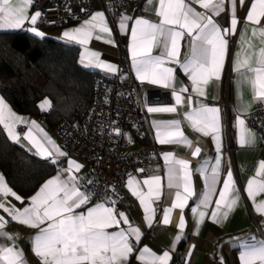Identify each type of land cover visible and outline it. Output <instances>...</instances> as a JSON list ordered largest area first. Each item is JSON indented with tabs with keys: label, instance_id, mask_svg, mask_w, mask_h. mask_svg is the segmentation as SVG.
<instances>
[{
	"label": "snow or ice",
	"instance_id": "6c2138e0",
	"mask_svg": "<svg viewBox=\"0 0 264 264\" xmlns=\"http://www.w3.org/2000/svg\"><path fill=\"white\" fill-rule=\"evenodd\" d=\"M33 2L34 0H0V30L18 29L27 22L33 26L28 28V31L43 38L45 34L34 27L41 17V12L35 11L34 14L29 15ZM154 3L157 5L154 14L158 19L137 17L129 29V22L133 21V17L122 14L119 18V30L122 34L130 36L131 66L136 79L141 83L147 81L169 88L175 98V105L147 106V111L175 113L177 106L187 103L190 110L184 113V119L188 125L204 136L213 137L218 155L214 163L205 160L199 168L205 188L199 203L191 211L197 225H202L206 217L212 223L222 225L238 206L240 195L231 167L225 170L222 163L221 110L203 101H197L198 107L191 105L194 95L206 97V86L210 82L221 80L228 54V37L237 34L238 25L243 26V32L239 37L241 43L247 44L248 48L254 47L251 39H245L248 23L254 25L251 28V37L259 38L258 53H253L258 55L259 66L248 67L247 70L255 74L249 82L254 100L264 103V24L261 23L264 19V0H252L243 23L237 16V6L239 4L242 7L244 0H228L230 22L228 26L223 27L215 17L225 11V0H147V5ZM195 5L204 11H198ZM186 36L189 38V51L181 61L182 41ZM62 38L67 42L85 46V53L81 57V62L85 66L101 68L111 74L118 73L117 66L101 60L100 53L90 51L86 47L93 39L115 45L112 29L103 11L91 14L90 18L79 27L65 31ZM154 48H159L158 55H153ZM240 56V52L234 53L233 70L237 73L241 68L249 65L250 57L241 60ZM170 64L178 65L188 77L191 81V92L188 86L176 87V69L167 66ZM185 93H188L186 97ZM39 107L46 111L51 109L52 103L45 99ZM242 109H244L243 105ZM19 123L30 125L24 139L36 149L37 155L50 159L53 164L58 163L59 158L67 157V153L56 145L36 121H26L9 107L3 97H0V125L17 143L20 141V136L15 129ZM237 124L239 145L255 146L256 134L246 126L245 119L238 117ZM152 125L158 143L184 145L190 149L192 156L200 154L201 148L194 146L193 141L185 135L181 121H153ZM113 132L116 135L122 134L119 128H114ZM162 156L166 169L168 195L174 197L171 206L163 210L162 223L169 224L173 209L178 208L181 210L178 228L183 232L186 226L183 210L187 207L189 199L196 195L192 179L195 170L192 169L189 159L177 157L172 152H165ZM82 167L83 165L77 161L69 159L67 167L61 168L56 176L48 179L30 198L28 206L22 210L14 205L8 206L6 198L9 196L21 203L24 201L0 175V209H3L12 221L39 230L33 238L32 251L41 264H129V258L136 252V245L140 243L143 233L138 226L132 225L124 212L115 207L117 201L107 196L104 197L103 202L88 207L86 211L77 212V209H83L92 200V193L81 190V178L74 174ZM138 171L144 172V169ZM222 171L225 178L221 184ZM262 177H264V161L258 163L255 175L246 182L245 192L252 201L255 211L264 216V200L259 202L256 200L257 195L264 193ZM164 179L154 174L141 181L129 174L126 181L125 186L142 206L144 219L149 227L156 216L153 202L158 201L163 194ZM88 183L93 182L88 181ZM141 185L146 186V192ZM210 207L213 211L209 214L207 209ZM7 223L8 220L0 216V236L12 241L11 246H0V264H28L23 250L15 243L18 237L4 231ZM109 229L116 230L109 231ZM175 239L179 242L182 236L177 235ZM240 247L241 264H264V242L241 243ZM137 259L141 264H169L171 255L169 251L157 255L144 247L139 250ZM220 264H224L223 258Z\"/></svg>",
	"mask_w": 264,
	"mask_h": 264
},
{
	"label": "crops",
	"instance_id": "0c3cea01",
	"mask_svg": "<svg viewBox=\"0 0 264 264\" xmlns=\"http://www.w3.org/2000/svg\"><path fill=\"white\" fill-rule=\"evenodd\" d=\"M251 2L252 0H244V4L242 7L239 4L237 6V16L242 21V23L244 21V17L250 7ZM156 6L157 5L155 3L153 5H147L146 0L140 11H137L136 9H131L125 12L123 15L133 17V21L129 22V29L132 27L134 19L137 17H145L151 20L158 19L154 14ZM195 7H197L198 11H204L203 9H200L198 5H195ZM97 11H103L105 13L109 26L112 29V38L115 41V45L105 43L103 40L93 39L86 47L90 51L100 53L101 60L107 63H111L117 66V68H119L121 56L125 55L129 62L133 76L136 79L135 72L131 66L132 62L129 51L130 36L122 34L120 32L119 21L112 22L108 13L105 10L97 9L95 12ZM31 12L32 6L29 9V15L32 14ZM89 18L90 16L86 19ZM215 19L222 27L229 25L230 12L228 0H225V11L221 13L220 16L215 17ZM85 20L72 23L65 27H55L48 31L42 27L43 24H41L38 19L37 24L34 27H36L37 30L45 34L43 38L38 37L34 33L28 31V28L33 26L27 22L21 28L0 30V33L28 32L29 34L39 39L49 37L54 40L67 42L65 39L62 38L63 33L75 27H79ZM261 23L264 24V19H262ZM252 27H254V25H252L251 23L247 24L248 32L245 34V39H251V42L254 47L248 48L247 44L241 43L239 37L243 32V26L242 24L238 25L237 34L229 36L228 38V54L222 72L221 80L219 82H210L206 86V97H197L194 95L193 102L191 105V107H198L197 101H203L209 106L218 107L221 110L220 118L223 156L222 163L225 170L227 169V167H231L234 177L236 178V183L240 195V201L238 206L234 209L233 212L230 213L228 219L224 221L222 225L212 223L207 217L205 218V222L202 225L196 224V220L191 209L197 206L205 188L204 178L199 174V168L202 166V162L205 160H211L213 163L215 162V158L218 155L216 152L215 141L211 135L204 136L202 133L194 131L188 125V122L184 119V113L190 110L187 103L181 106H177V111L175 113H149L147 111L148 128L151 131L153 142L145 135V137H141L138 139V142L133 147V149L135 150L143 147L149 148V150L151 151L153 165L147 177H150L154 174L160 175L161 177L165 178L164 180H162V184L165 186L162 190L163 194L161 195L160 199L158 201L153 202V208L156 209V216L152 222L151 227H149L147 222L145 221V213L143 211V208L135 197H133L136 206L134 210L121 211L115 205V207L119 211L124 212L129 217L132 225L138 226L141 232L143 233L140 243L136 245V252L129 258V264H141V262L137 259V256L139 250H142V248L144 247L149 248L157 255H162L164 251H169L171 255V260L169 264H173V262H176V264H220L221 258H223L224 264H241V261L239 259L240 252L242 251L240 247L241 243L259 244L260 242H264V216H261L255 211L252 201L249 200L245 192L246 182L249 178L255 175V172L258 168V163L260 161H264V147H262L260 137L256 132L255 134L257 138V143L255 144V146L241 147L238 143V117L245 119L246 126L250 128L247 124L248 115H250L254 111L255 105L257 103H261L264 105V103L254 100L253 98V90L249 79L253 78L255 74L247 70L248 67L259 66L257 64L258 55L253 54L254 52L258 53L259 38L251 37ZM188 41L189 38L187 36L185 37L184 41H182V47L180 52L181 61H183L186 55L188 54ZM68 43H72L79 46V65L83 69L95 72L96 74H103L107 76L114 75L104 71L101 68L85 66V64L81 62V57L85 53V46L79 45L75 42ZM159 51V48H154L153 55H158ZM236 52L241 53V60L245 59L246 57H250L249 65L247 67L241 68L239 73L233 70L234 53ZM167 66L174 67L176 69V87L179 88L181 85L188 86L189 92H191V81L188 79L187 76L183 74L179 66L175 64H170ZM136 81L139 84L141 95L146 101L147 106L175 105V98L172 95L171 89L151 84L147 81H145L144 83H141L137 79ZM184 95L186 97L188 93H185ZM0 97H2L1 94ZM242 105L244 106V109H242ZM9 107L17 115L23 117L26 121H36L37 124H39L40 127L43 129V131L47 133L53 141H55L56 145L59 146L61 150L65 151L62 140L60 136L56 133V127L52 128L50 125H48L46 119L42 121L40 117L25 116L16 112L10 105ZM51 109L46 110V112H50ZM169 120L181 121V128L184 131L185 135L188 137V139L193 141L194 146H199L201 148V152L198 156H192L190 154V149L187 146L173 144L162 145L157 142L155 138V129L153 128L152 122ZM18 127L24 128L23 133L17 131ZM29 127L30 125L26 123H19L16 125L15 130L20 136L19 143L13 141L8 136L7 132H5L12 142L24 147L29 152L42 158L41 156L36 154V149L32 147L29 141L24 139V136L28 132ZM165 152H172L177 157L189 159L191 161L192 169L195 170L192 179L194 182V191L196 195L189 199L187 207H185V209L183 210V215L186 221V226L183 232H180L178 228L179 218L181 215V210L178 208L173 209L169 224L165 225L162 223L163 210L166 207H170L171 202L174 199V197H169V190L166 188V169L162 156V154ZM69 159L75 160L81 165H83L79 172H75L74 174L81 178V190L89 191L86 186V182L90 176L89 166H87L79 159L69 157L68 155L67 157L59 158L58 163L55 164L57 166L56 172L50 178L56 176L61 168L67 167V161ZM46 160H49L51 162L50 159ZM61 162H65V164L59 165V163ZM209 167H211V165ZM0 175L4 177V180L7 185L11 187L1 171ZM132 176L136 177L141 181L144 179H141L136 175ZM224 178L225 177L222 171L220 177L221 184ZM45 182H43V184ZM141 186L146 192V186ZM172 191L174 192L175 190ZM32 196L28 198H24L21 196L24 201L23 203L15 200V198L11 196L7 197L6 199L8 201V206L14 205L17 209L22 210L24 207L28 206L30 198ZM256 200L257 202L264 200V193H260L259 195H257ZM96 203H98V201L94 200V198L92 197L90 204L85 205L83 209H77V212L86 211L88 207L94 206ZM214 203L215 197L213 198V204ZM207 211L210 214L213 211V208L210 207L209 209H207ZM0 216H4L5 219L8 220L4 231L10 234H14L18 237L15 243L17 244L19 249L23 250L25 259L28 264H41L39 258L36 257L32 251L33 238L39 230L23 226L18 222L12 221L8 214L3 211V209H0ZM122 227L127 228L128 226L122 225ZM115 230L116 229H109V231ZM177 235L182 236V239L179 242H177L175 239ZM11 244L12 241L7 240L3 236H0V246H11Z\"/></svg>",
	"mask_w": 264,
	"mask_h": 264
},
{
	"label": "built area",
	"instance_id": "2783aa9c",
	"mask_svg": "<svg viewBox=\"0 0 264 264\" xmlns=\"http://www.w3.org/2000/svg\"><path fill=\"white\" fill-rule=\"evenodd\" d=\"M145 1L34 0L31 13L40 11V23L51 27H65L85 20L97 9L105 10L111 21L117 22L128 10L140 11ZM118 70L112 76L95 74L91 99L83 115L74 121L62 119L55 130L67 155L89 166L86 186L94 200L101 202L107 196L117 201L119 210L131 211L136 206L125 186L128 176L143 179L153 165L149 148L134 150L133 147L139 138L146 135L153 142V137L148 128L146 101L125 55L121 56ZM40 119L44 121L45 117ZM247 124L258 134L264 147L263 104L255 105ZM114 128H119L122 134L116 135ZM17 131L23 133L24 128L18 127ZM141 168L144 172L138 171Z\"/></svg>",
	"mask_w": 264,
	"mask_h": 264
},
{
	"label": "trees",
	"instance_id": "16d2710c",
	"mask_svg": "<svg viewBox=\"0 0 264 264\" xmlns=\"http://www.w3.org/2000/svg\"><path fill=\"white\" fill-rule=\"evenodd\" d=\"M48 31L51 26L42 25ZM95 72L79 65V46L39 39L28 32L0 33V94L18 113L45 117L55 128L62 119H79L91 99ZM48 98L50 112L39 105ZM57 166L12 142L0 125V171L11 188L32 196ZM176 264V262H173Z\"/></svg>",
	"mask_w": 264,
	"mask_h": 264
}]
</instances>
